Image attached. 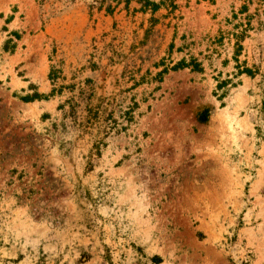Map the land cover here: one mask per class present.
<instances>
[{
	"label": "rangeland",
	"instance_id": "374dc122",
	"mask_svg": "<svg viewBox=\"0 0 264 264\" xmlns=\"http://www.w3.org/2000/svg\"><path fill=\"white\" fill-rule=\"evenodd\" d=\"M145 1L0 0V264H264V0Z\"/></svg>",
	"mask_w": 264,
	"mask_h": 264
},
{
	"label": "trees",
	"instance_id": "16d2710c",
	"mask_svg": "<svg viewBox=\"0 0 264 264\" xmlns=\"http://www.w3.org/2000/svg\"><path fill=\"white\" fill-rule=\"evenodd\" d=\"M164 3V1H160L159 3L153 2V1H149L146 0L143 7L146 9L148 8L152 13H155L160 5H162ZM171 9L174 10L176 9V5L175 4H171ZM151 20H154V18H152ZM245 32L246 29H242L240 32H233L232 36L235 39V52H234V60L236 61V69L237 72L236 74H247L248 76H251L253 71L246 67V66H241L239 65L237 62V56L239 55L240 51L242 50V40L245 37ZM173 48V44L170 43L169 44V50L171 52V49ZM161 65V70L158 71L156 73V75L160 78L163 74L167 73L168 71H175V70H179V69H183V68H187L190 67L191 70L193 71H202V65L201 63L196 59L191 57L189 60H185V58H181L178 61L172 63L171 61H169V64L165 63L163 60L160 63ZM50 75V79H54L53 75H54V70L52 69V71H50L49 73ZM232 79L228 78V79H223V80H217V84H216V88L218 91H220V93L218 94V98L222 99L226 94V88L229 85H232ZM39 94H33L30 96H25L24 99L28 100L30 98H38ZM209 117V109L205 108L202 111H200L197 115V120L199 122H206L208 120Z\"/></svg>",
	"mask_w": 264,
	"mask_h": 264
}]
</instances>
